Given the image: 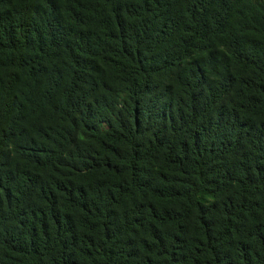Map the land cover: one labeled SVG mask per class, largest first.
<instances>
[{"label":"trees","instance_id":"1","mask_svg":"<svg viewBox=\"0 0 264 264\" xmlns=\"http://www.w3.org/2000/svg\"><path fill=\"white\" fill-rule=\"evenodd\" d=\"M0 264H264V0H0Z\"/></svg>","mask_w":264,"mask_h":264}]
</instances>
